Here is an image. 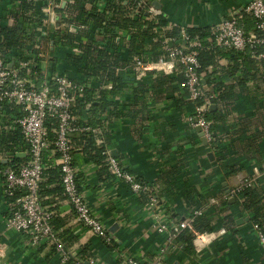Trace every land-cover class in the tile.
Here are the masks:
<instances>
[{"label": "crops", "instance_id": "obj_1", "mask_svg": "<svg viewBox=\"0 0 264 264\" xmlns=\"http://www.w3.org/2000/svg\"><path fill=\"white\" fill-rule=\"evenodd\" d=\"M150 1L158 15L167 18L169 23L166 33L175 27L183 30L215 28L242 13L250 0ZM155 2L160 10L154 7ZM20 6L19 0H0V22L8 26L18 24L27 34H32L35 24L28 25L26 17H22L19 12ZM71 6L63 11L69 16ZM104 7V3L99 5L102 11ZM149 17L152 18L151 15ZM66 31L69 30L65 28L58 32ZM58 32L48 29L47 33H43V51L48 57L55 50L54 41L51 44L50 41L55 35L58 36ZM126 34L119 30V40ZM82 42H86L85 38ZM71 49L65 46L64 52ZM50 59L41 66L42 80L50 69ZM258 62L254 68L259 69L261 76L247 83L248 88L240 94V102L230 108L224 122L216 126L217 135L224 147L229 149L223 165L216 159L211 144L206 145L197 128L188 124L195 104L187 92L180 90L177 83H172L171 76L152 72L139 80L133 75L131 67L120 71L128 88L115 100L127 116L113 120L108 151L118 159L124 170L151 184L159 179L164 170L174 166L182 168L179 177L181 191L172 197L163 198L153 208L140 206L137 197L123 182L102 181L98 177V167L90 163L82 150L78 149L75 162L79 167L78 177L82 176L79 178L82 192L92 212L109 230L113 242L108 245L102 238L88 232L77 222L70 202L60 201L59 215L67 221V227L74 229L79 236L71 249L74 257L90 246L97 264H128L130 260L151 264L157 256L161 257V264H264V249L253 224L249 216L237 207L232 195L240 180L248 178L253 180L255 188L264 192V62ZM232 66L229 61L221 60L216 70L213 68L216 72L214 79L231 85L232 79L227 70ZM94 82L90 84L93 86ZM94 87L99 91L104 86L99 84ZM14 131L19 130L0 129V136ZM1 143L0 138L1 264H67L62 262V255L55 247L48 244L37 246L31 236L9 228L10 210L4 196L1 171L12 161L8 156L9 150ZM210 153L213 154L212 158ZM19 156L27 157L20 153ZM226 167H233L237 172L227 176ZM186 181H191L202 199L198 210L207 214L213 224L212 232L203 234L194 242L197 254L194 259L186 254L180 244L172 248L168 232L159 231V227L164 224L171 230L172 226L192 213L183 195ZM226 218L233 221L230 230L225 225ZM162 250H166L163 255Z\"/></svg>", "mask_w": 264, "mask_h": 264}, {"label": "trees", "instance_id": "obj_2", "mask_svg": "<svg viewBox=\"0 0 264 264\" xmlns=\"http://www.w3.org/2000/svg\"><path fill=\"white\" fill-rule=\"evenodd\" d=\"M19 2H21L19 12L22 17H26L27 23L29 22L28 25L33 24L36 12L34 5L26 0H19ZM140 2L141 0H75V4L69 9L72 17L66 21L88 26V33L74 34L70 30L64 33L58 32V36L55 35V38L50 41V44L52 41L55 44V50L51 51L50 54L51 72L59 69L63 72H68L78 84L85 82V80L86 82L95 80L94 85L100 84L102 87L104 86L98 91L94 85L90 84L89 88L84 91L80 106L72 109L73 114L77 117L75 124L78 128H91L99 130V133L93 134L89 131H78L69 135L74 156L77 150L81 149L86 159L98 167V177L104 182L115 180L110 163L112 155L108 151V145L111 143L112 138L111 124L114 119L127 116V113L115 100L116 96L128 88V84L120 74V71L129 67L132 69L136 58L147 59L152 57L154 60H158L165 54V50L158 39H160L162 33L161 29H166L169 22L161 14L157 15L155 20H151L146 10L131 16L130 7L134 4L138 5ZM99 3H104L103 11L99 9ZM247 26L248 29L253 28V23L249 19ZM119 30L127 33L121 40H119ZM184 31L191 40L199 37L204 42V48L201 50L199 57L201 63L200 71L205 74L202 82L208 90H205V97L194 102V104L202 105L207 100L210 102L206 113L207 120L211 122L212 141L210 146L216 159L223 165L229 149L224 147L225 145L217 135L216 126L224 122L229 109L240 102V94H243L245 89L248 88L247 83L251 80L255 81L261 76L259 69L254 67L259 64L258 61L264 62V48L259 46L249 49L246 53L210 48L209 39H211L212 28L183 30L175 27L171 31L166 32L165 36L169 39H180ZM84 38L86 42H82ZM34 39L33 33L27 34L26 30L18 24L8 26L6 23L0 22L1 55H11L18 61H34L35 64H39L43 61L41 55L45 54V52L43 50H35L32 47ZM65 46L76 47L79 52L72 50L64 52L66 51L64 50ZM223 59L233 64L232 68L227 70L232 79L231 85L219 83L214 79L216 72L213 71V68L216 70ZM31 70L37 75L39 83L43 82L41 68L35 67ZM133 75H135L134 72ZM180 80V75L171 76L172 83L174 85L177 83L178 87ZM109 85H111L110 88ZM210 89L212 90L211 92H209ZM238 89L240 92L237 91ZM212 105L216 106L213 110L211 109ZM46 126L51 147L45 154L48 168L44 171L43 180L39 185L40 204L53 214L51 226L64 251L70 255V261L67 264L87 263L94 258L90 246L83 248L77 257L72 255L71 249L78 242L79 236L74 229L67 227V221L58 212L60 201L67 200V197L64 194L61 166L52 162L53 158H59V154L55 152L57 119L49 117ZM0 138L2 140L1 145L11 153L10 160L12 162L9 165L19 166L27 163L28 157L21 158L19 156V151H27L28 149L20 131L3 134ZM113 157L116 158L114 155ZM126 172L132 174L129 171ZM236 172L237 170L233 167H228L226 174L230 176ZM181 175L182 168L174 166L169 170H164L154 184L142 178H137L138 183L149 188L136 198L137 203L140 206L149 207L152 206V199H156L159 202L165 197H172L179 193L181 191L179 186V177ZM81 177H78V186L82 191L81 182H79ZM124 184L130 188L128 184ZM183 190V195L192 211L190 215H192L198 210L202 199L198 196L191 181H186ZM232 195L235 197L236 205L242 213L249 216L251 223L258 225L264 233V192L252 186ZM9 203H15L14 199ZM11 213L10 211L9 215ZM225 222V225L230 230V225L233 224V221L226 218ZM212 225L211 218L207 214L204 213L196 217L192 224L193 229L183 230L177 239V244H180L186 254L194 259L197 255L194 244L197 235L212 232Z\"/></svg>", "mask_w": 264, "mask_h": 264}, {"label": "built area", "instance_id": "obj_3", "mask_svg": "<svg viewBox=\"0 0 264 264\" xmlns=\"http://www.w3.org/2000/svg\"><path fill=\"white\" fill-rule=\"evenodd\" d=\"M26 1L32 3L36 10L33 31L35 39L32 44L35 50H43V33H47L48 29L58 32L67 28L71 31L72 27L78 26L81 30L80 33H83L82 29L88 28V26L75 22H67L66 20L71 16L64 12V14H60L58 0ZM143 10L152 16L151 20L156 19L158 13L151 6L150 0H141L138 5L134 4L130 7L133 16ZM248 19L253 23L252 29H248ZM161 32L158 41L165 50L164 56L158 60H154L152 57L134 59L132 69L135 77L141 80L152 72L166 76L180 75L179 88L187 92L191 101L201 100L205 97L206 90L202 82L205 74L200 71L199 59L204 42L199 37L191 40L185 31L180 39L167 38L164 33L165 28H162ZM209 43L210 48L232 50L238 53H246L249 49L259 46L264 48V0H250L242 13L232 16L229 20L212 28ZM71 50L79 52L76 47ZM41 58L43 61L35 64L34 61H18L11 55L0 54V129L19 130L28 146L27 151H19L20 154L28 157L27 163L19 166L7 165L1 171V175L4 179V196L9 210L12 212L8 217L9 228L12 231L31 236L33 243L37 246L48 244L55 247L56 251L62 255V262L67 263L70 261V255L64 251L51 226L53 214L41 206L39 199V185L43 180L44 171L48 168L45 154L51 147L46 126L49 117H54L58 121L55 152L59 154V158H53L52 162L61 166L64 194L73 208L77 222L91 234L102 238L106 244L111 245L113 240L109 230L92 212L85 194L79 189V167L75 162L69 138L71 133L78 131L99 133V130L91 128H78L75 124L77 117L72 110L81 104L84 91L89 88L91 81L86 82L85 80L78 84L68 72L59 69L51 72L48 69L45 79L39 84L37 75L31 69L41 68L42 65L47 64L51 55L48 57L45 53L41 55ZM110 87L111 85H109ZM209 106L208 100L202 105H195L193 114L188 118V124L193 128L200 127L207 142L211 144V122L206 118ZM8 156H11V153ZM110 163L115 180L128 184L134 196L138 197L143 191L149 189L138 183L133 174L124 171L118 159L111 156ZM253 185L252 179H241L232 194ZM13 199L15 203L10 204L9 202ZM157 203L156 199H152V206L147 208H153ZM202 214V210H196L187 219L172 226L171 230L167 224H164L159 227V231L168 232L171 247L175 249L181 232L193 229L194 219ZM253 228L264 249V233L258 225H253ZM201 236L203 235H197L196 239ZM165 253L166 250L161 251L162 255ZM2 258L0 251V264ZM161 262V257L157 256L151 264H161ZM77 264H97V262L92 259L90 262H77ZM128 264L141 263L130 260Z\"/></svg>", "mask_w": 264, "mask_h": 264}, {"label": "water", "instance_id": "obj_4", "mask_svg": "<svg viewBox=\"0 0 264 264\" xmlns=\"http://www.w3.org/2000/svg\"><path fill=\"white\" fill-rule=\"evenodd\" d=\"M58 2H59V4H60V10H61V11H65V10L68 9V6H69V5H74V4H75L74 0H58ZM154 7H155L157 10H160V7L158 6L157 2L154 3ZM71 31H72L73 33L79 34L81 30H80V28H79L78 26H74V27L71 28ZM82 32H83L84 34L88 33V28H83V29H82ZM205 89L208 90V88H207L206 86H205ZM211 91H212V90L210 89L209 92H211ZM215 108H216L215 105H212V106H211V109H212V110L215 109ZM197 130H198V132L200 133V135H201V137H202V141H203L206 145H208L209 143L207 142L206 138L204 137V134H203V132H202V129H201L200 127H197ZM113 154H114V153H113ZM209 156H210V158H212V157H213V154L210 153Z\"/></svg>", "mask_w": 264, "mask_h": 264}]
</instances>
